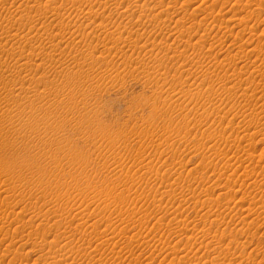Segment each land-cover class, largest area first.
I'll return each instance as SVG.
<instances>
[{
    "label": "rangeland",
    "instance_id": "rangeland-1",
    "mask_svg": "<svg viewBox=\"0 0 264 264\" xmlns=\"http://www.w3.org/2000/svg\"><path fill=\"white\" fill-rule=\"evenodd\" d=\"M0 264H264V0H0Z\"/></svg>",
    "mask_w": 264,
    "mask_h": 264
},
{
    "label": "bare ground",
    "instance_id": "bare-ground-1",
    "mask_svg": "<svg viewBox=\"0 0 264 264\" xmlns=\"http://www.w3.org/2000/svg\"><path fill=\"white\" fill-rule=\"evenodd\" d=\"M4 251V250H3Z\"/></svg>",
    "mask_w": 264,
    "mask_h": 264
}]
</instances>
